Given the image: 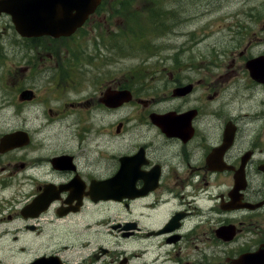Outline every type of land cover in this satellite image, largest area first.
<instances>
[{"label": "flooded vegetation", "instance_id": "flooded-vegetation-1", "mask_svg": "<svg viewBox=\"0 0 264 264\" xmlns=\"http://www.w3.org/2000/svg\"><path fill=\"white\" fill-rule=\"evenodd\" d=\"M66 2L38 0L16 22L18 6L0 13V36L16 41L14 58L2 61L12 89L0 94V109L12 105L16 123L0 124V200L20 188L0 207V226L8 228L0 244L26 239L0 249V264H151L160 257L232 264L264 251L263 12L220 60L174 55L170 63L121 66L115 60L128 56L130 38L138 46L143 36L127 18L137 1L102 0L80 26L64 22L66 9L52 8ZM79 106L101 114L89 118L106 132L97 167L83 153L87 139L37 136ZM11 132L23 133L16 147L1 142ZM113 215L126 220L111 225ZM96 220L107 221L91 230L96 238L71 235ZM110 230L138 248L110 249L120 248L106 243ZM202 244L218 250L213 260L200 258Z\"/></svg>", "mask_w": 264, "mask_h": 264}, {"label": "rangeland", "instance_id": "rangeland-1", "mask_svg": "<svg viewBox=\"0 0 264 264\" xmlns=\"http://www.w3.org/2000/svg\"><path fill=\"white\" fill-rule=\"evenodd\" d=\"M125 1L128 2L132 0ZM136 1L135 7L137 10L129 11L130 13H128L127 17L132 18L131 23H133L134 27L141 24L140 21L143 23L145 30H143V36L138 38L140 44H143V46H140V44L134 46L132 44V38H130L129 54L121 60L116 59L115 61L117 65H147L150 63H159L161 61L170 63V61L173 60L174 55L181 57V61H202L207 57L220 60L225 57V53L233 48L242 37L247 38V36H245L246 31H249V34L253 32L252 27L254 23L260 19L254 15L261 14V12L264 14V0ZM133 6L134 4L132 7ZM138 17L140 20L137 19ZM219 23L220 26L218 27ZM15 51L16 41L14 40V37L9 34L0 36V62L14 58V55L16 54ZM1 64H3V66ZM204 64L205 63H198L197 66H202V68H204ZM7 66L8 64L4 62L0 63V94L8 93L12 89L10 85V76L9 74H6L8 71ZM114 101H108V104L110 105ZM1 103H3V100L0 95V104ZM4 105L5 106H2L0 109V124H15L16 110H14L12 105H8L7 102H4ZM67 115V118L57 120L56 124L47 123L45 131H43L42 128L39 129L37 131V136H58L62 138L60 141L63 142L87 139L83 153L89 158L91 165L95 167L99 166L101 158H105L106 156V153H103L102 151V140L106 136L104 134L106 132L97 133V120L90 121L89 118H94L101 114L98 110L94 111L92 107L79 106L69 109ZM45 118L49 119L47 113ZM87 133L92 135L87 136ZM157 144L159 143L153 142L149 145L155 146ZM71 148L72 146H66L65 150L69 151ZM98 148H100V150ZM40 151L41 150L35 151L36 154H32L37 155ZM27 171L35 172V169ZM19 189L20 188L14 189L11 194L3 197L0 200V207L6 206L9 200L15 199ZM207 206H209V202H206V207ZM125 220L126 219L121 218V216L113 215L109 217L107 221L111 225H118ZM107 221L96 220L95 223L97 224L84 223L87 226H91L90 230H85L83 232L76 230L71 235L81 241L96 238L98 233H92L91 230L95 231L100 224L107 228ZM84 224H81V229ZM7 231V226H0V234L6 233L3 235H7ZM110 231L111 232L105 237V241L107 244L119 245L120 248L113 246L110 249L120 253V251H123L127 242L117 230ZM15 238V241H10L9 239L4 238V240L1 241L0 249L4 250L10 248L11 246L26 240L24 237V240H22L18 235L15 236ZM242 243L248 246L244 240H239L238 246H240V248H242ZM138 246L137 242H133L132 249H130L131 252L137 249ZM213 251L218 252V250L214 249L212 245L205 246L204 249L202 244L199 247V256L202 259L204 255H209V258L213 260L216 255ZM148 260H151V257ZM143 261L144 259L141 258L138 262L133 261V263L141 264ZM190 261L189 258H185L180 264H183V262L189 263ZM151 264L176 263L169 260L165 261L160 257V259L153 261Z\"/></svg>", "mask_w": 264, "mask_h": 264}, {"label": "water", "instance_id": "water-1", "mask_svg": "<svg viewBox=\"0 0 264 264\" xmlns=\"http://www.w3.org/2000/svg\"><path fill=\"white\" fill-rule=\"evenodd\" d=\"M7 1V0H6ZM11 2L13 3H16L17 0H10ZM18 1H28V0H18ZM80 1V2H79ZM2 4H5L1 1ZM77 3H78V7L80 9V11L78 12V16L79 17V21H78V25H80L82 22H83V19L81 17L83 16H86L88 15L89 12H91L92 10L91 9H87V7L89 6H94L96 5L98 2L97 0H77ZM82 3V4H81ZM80 4V5H79ZM65 5L63 4L62 5V8L64 7ZM76 17V16H75ZM73 17V16H69V19H65V22L70 25V26H76L77 25V19ZM74 30H64V31H61L60 34H70L72 33Z\"/></svg>", "mask_w": 264, "mask_h": 264}]
</instances>
